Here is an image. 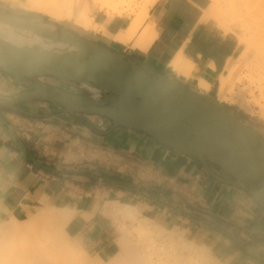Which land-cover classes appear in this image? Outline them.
<instances>
[{
    "label": "crops",
    "instance_id": "crops-1",
    "mask_svg": "<svg viewBox=\"0 0 264 264\" xmlns=\"http://www.w3.org/2000/svg\"><path fill=\"white\" fill-rule=\"evenodd\" d=\"M75 2L77 11L87 7L91 21L101 27L89 29L99 42L194 88L204 79L210 85L205 94L216 95L219 75L241 51L235 33L209 15L210 0H154L140 27L151 22L156 31L147 50L131 47L135 37L127 43L112 37L126 28L131 15L110 14L107 7H94L92 0ZM177 52L192 62L187 76L170 65ZM4 75L0 71V93L9 94L11 84ZM32 103L29 110L48 116L0 109L4 214L20 217L39 202L59 204L71 214V234L79 245L99 253L107 252L102 249L116 232L108 206L128 203L137 207L139 217L201 241L224 264H264V209L245 190L213 178L200 161L143 132L118 127L101 135L93 130L100 129L90 115L79 118L59 112L50 102ZM92 150L97 154L92 156ZM92 157L99 162L92 163ZM213 172L228 178L215 166ZM26 198L34 202L20 212Z\"/></svg>",
    "mask_w": 264,
    "mask_h": 264
},
{
    "label": "water",
    "instance_id": "water-1",
    "mask_svg": "<svg viewBox=\"0 0 264 264\" xmlns=\"http://www.w3.org/2000/svg\"><path fill=\"white\" fill-rule=\"evenodd\" d=\"M0 29L17 36L12 41L0 35V71L24 86L0 93V109L45 117L18 107L44 101L79 118H109L106 130H93L143 132L200 161L213 178L245 190L264 209V136L211 96L48 18L0 10ZM42 76L83 92L44 82ZM210 164L228 178L210 170Z\"/></svg>",
    "mask_w": 264,
    "mask_h": 264
},
{
    "label": "bare ground",
    "instance_id": "bare-ground-1",
    "mask_svg": "<svg viewBox=\"0 0 264 264\" xmlns=\"http://www.w3.org/2000/svg\"><path fill=\"white\" fill-rule=\"evenodd\" d=\"M9 1L11 6L16 5L27 10L37 11L49 16L54 20H62L63 18L64 19L73 18L74 23L85 30H89L90 28L94 30L101 29V27L98 24L91 21V18L88 16L87 7L80 8L74 14L72 9L73 0H9ZM93 1L99 2L101 8L102 7L111 8L113 11L117 13L122 12V9H119L118 6L124 3V1L112 3V0H93ZM153 1L154 0H141L139 6L134 11L132 10L130 12L131 16L128 21V24H126L127 25L126 28L114 34L112 36L113 39L123 43H127L130 40H132L133 37H135L131 47L139 50H147L156 35V31L151 22L146 23L141 29L140 27L148 15V6ZM238 6L245 7V10L251 14L252 12H254V14H257V12L258 13L264 12V0H212L211 11H213L212 13L214 19L215 18L218 19L219 18L218 15L221 16H227V14L229 16L236 15L238 11L236 12L235 8L236 7L239 8ZM125 9L126 8H124V10ZM234 11L235 14H232V12ZM244 17L246 19L251 18L248 15ZM261 17H264V15ZM261 17H259L255 22L250 21L251 23L249 25L247 24V26L255 32H259V31L262 32V30H264V22L262 21L259 22V19ZM231 18L233 19V16ZM234 18L237 19V17L235 16ZM253 34H251L250 36V40H251L250 43L254 44L257 47V51L255 53L258 52L257 55L258 56L261 55L259 57L260 60L258 59V61L262 62L263 59L261 58L264 57V36L262 37L263 34L260 33L261 34L260 38H256L257 36L254 38ZM0 35L12 41L17 40V36L12 32H10L9 30L0 29ZM257 58H255V60ZM170 65L173 67V69L176 72L182 73L183 75L187 76L190 73L192 62L184 55H182L181 52H177L172 58ZM254 66H258V65L256 64ZM260 68H263V66H260ZM256 73L259 74L260 71ZM226 75L227 74L219 75L217 95L221 100L225 99V92H226L225 86L227 84V80L229 79V78L227 79ZM231 75H230V79H231ZM250 77L252 78L253 76L250 75L249 79ZM260 78H262V76ZM257 80L259 81V78L256 79V81ZM198 85L200 88L197 87L196 88L201 92L208 91L210 86L209 83L204 79H200ZM231 90L232 88L230 89V91ZM31 201H33L32 198H26L22 200V202L20 203L19 211L21 212L26 207H28ZM111 206L113 207V209H115L117 215L121 219L124 220L125 218H131L132 220H135V223L130 224L129 226H127L126 223L121 224L122 226L120 229L122 232L116 241L118 245L116 251L113 252L102 251L99 252L95 257L89 258L87 256L83 257L81 254H79L80 252L78 251H80V248L78 247L73 248L74 251L71 248H68L70 247L69 245L71 244V228H72L71 216H66L64 214L55 215L52 211H50V208L49 209L46 208L47 213L45 209L44 210L42 209V214H44L49 219V220L46 219L47 223L45 224L44 223L37 224L36 221H32L31 219L19 223V219H17L16 214L11 215L9 218H7L5 221L2 222L0 228L2 231L0 234V264H207L208 261L207 256H209L210 253L206 247L203 248L199 247L200 249H198V247H196L194 243L189 241L188 242L184 241L181 238L180 239L177 238L176 232L172 230L169 231V234L166 237V239L169 243V246L172 247L173 250H171L170 248L172 252L168 251L170 252L168 253L165 252L168 249L166 250L164 249V252L167 253L165 254L167 257L165 259L162 258V255L158 254V251L155 249L154 240L151 241L152 238L155 237L152 236L154 232L155 235H157L156 233L158 231L159 234L160 231H162L161 230L162 228L160 229V225L152 222L149 218L146 217L138 218L137 216L139 214V211L137 207L131 204L117 202L115 204H112ZM3 215H5L4 212L0 211V216ZM132 230L137 231L141 237L147 236L149 237V239H151L150 240L151 242L147 243L145 250L141 249V245H140L141 243L139 244L140 239L136 241L135 239H133V237H131L132 235L130 234H132L133 232ZM47 231H51L52 233L50 232V234H48ZM148 232H151V234H147ZM39 234L45 236L47 241L44 242L39 240L38 239ZM173 247L176 248L178 251L176 249L175 251ZM158 250H162V248H159Z\"/></svg>",
    "mask_w": 264,
    "mask_h": 264
},
{
    "label": "rangeland",
    "instance_id": "rangeland-1",
    "mask_svg": "<svg viewBox=\"0 0 264 264\" xmlns=\"http://www.w3.org/2000/svg\"><path fill=\"white\" fill-rule=\"evenodd\" d=\"M75 1H77V3H78V2H81V0H73V10H74V12L77 11V9H76V2ZM119 1H124L123 4H121V5L118 6L119 9H122V12L120 14H126V15H130V12L132 10L134 11L139 6V4L141 2V0H112V3L113 2H119ZM210 2L211 3H210V6H209V9H208V13L210 11L209 15H211L214 18L213 13H212L213 11H211L212 0H210ZM92 4L94 5V7H97V8L100 7L99 2H94L92 0ZM126 4H128L129 6L126 5ZM238 7L240 9L237 8V7H236L237 9L235 8V11L236 12L238 11V12L236 13V15H232L233 16V19L231 18L232 16L231 15L229 16L228 14H227V16H229V17L218 15L219 18L218 19H216V18L214 19L216 21V23L218 24V26L222 27L225 31H232V32L235 33L236 37L238 38V41L241 43V51L239 52L238 57H236L234 60H232L229 63V65L231 67L228 65L227 71L225 73V74H227L226 75L227 76V79L229 78L227 80V84L225 86L226 87L225 88V91H226L225 92V99H222L221 100L218 97L217 94L216 95L215 94L213 95V94L210 93L208 95L211 96L215 101L219 102L224 107L228 108L231 112H233L238 117H240V119H242L244 122H246L250 126L255 127L258 130H260L263 133V135H264V121L261 119L262 117L264 118V70H263L264 69V63H263L264 62V57L262 56L263 58H261V59H263L262 62L261 61H258V59H259V57L261 55L259 54L260 56H258L257 55L258 52L255 53L257 51V47L254 44L250 43L251 42V40H250L251 34L255 33V34H253V37L255 38L257 36L256 38H260L261 37V34H263L262 37L264 36V30H262V32L259 31L261 33L260 34L259 32H255V31H253L251 28H249L247 26V24L249 25L251 22H255L259 17L263 16L264 15V12H262V13H260V12L258 13L257 12V14H254V12H252V14H253L252 15L251 13H248L245 10V7H243V6H238ZM124 8H126V9L124 10ZM107 9L109 10L110 14H118L117 12L113 11L111 8H107ZM0 10H3V11H12V12H15L17 14H30L31 15L33 13H38V14H41L42 15L41 18H48L50 20H54V19L50 18L49 16H47V15H45L43 13L37 12V11L27 10V9H24V8H22L20 6H16V5L11 6L9 0H0ZM235 11L232 12V14H235ZM241 12H243V13H241ZM89 13H90V11H89ZM243 15L244 16L248 15L251 18H247L246 19ZM234 16L237 17V19L234 18ZM256 16H258V17H256ZM240 17L244 18L245 20L242 19V18H240ZM54 21H56V22H58V23H60V24H62L64 26L72 29L73 31H75V32H77V33H79L81 35H84L86 37L94 38V39H96L98 41L99 40L101 41L100 37L97 34H94L93 35V32L92 31L85 30V29L77 26L76 24H74L73 18H70V19H66V18L64 19L63 18L62 20H54ZM261 21L264 22V17H261L259 19V22H261ZM247 37H248V39H247ZM254 57L257 58V59L255 60ZM244 64H245V66H244ZM256 64L259 67L258 66H254ZM260 66H263V68H260ZM228 71H229V73H228ZM259 71H260V73L262 72L261 73L262 75L260 73L259 74L256 73V72H259ZM249 73H250L251 76H253L252 78L250 77V79H249V76H250ZM4 74H6V73H4ZM230 75H231V79H230ZM260 75L262 76V78H260L261 77ZM4 76L7 79V81L9 82V84H11L10 85L11 87L8 89L9 94L14 93V92H18V91L24 89V86L15 83L10 76L9 77H7L8 75H4ZM237 76H239V77H237ZM254 77H255V80H254ZM258 78H259V81L258 80L256 81V79H258ZM40 79L42 81L48 82L50 84L59 85L60 87L65 88V89H67L69 91H72V92H75V93H82L83 92L82 89H80L78 87H75V86H72V85H69V84H65V83L59 82L57 79H55L53 77L42 76V77H40ZM231 80H233V81H231ZM229 81H231V82H229ZM218 84L216 86V90H217ZM231 88H232V90L230 91ZM214 91L215 90H213V93H215ZM239 97H241V98H239ZM32 102H30V103L29 102L22 103V104L18 105V107L19 108H22V109H25V110H28V111H31V110H29V108L31 106L30 104H33ZM33 107H35V106H33ZM32 112H34V111H32ZM90 118L93 121L96 122V125L98 126V128L100 130H106L109 127V122L108 121H105L101 116H98V115H90ZM94 154H97V153L94 150H92V156ZM98 160H99L98 157H95V158L92 157L91 162L95 164V163H98L99 162ZM106 160L108 161L109 159H106ZM102 164H105V162H103ZM108 164H109V167H110L111 170H113L114 172L117 171L116 169H114L116 166L113 163H108ZM209 168H210V170L213 171L214 170V165H211L210 164L209 165ZM118 172L120 173L121 171H118ZM112 204H115V202L114 203H111L108 206V211L111 212V216L114 218L113 219L111 217L112 220H113V223L115 225L116 232L114 233V237L109 241L108 246H106L105 248L102 249V250H107L109 252H113V251L117 250V248H118V245L116 244V241H117L120 233L122 232L121 229H120L121 226H122L121 224L122 223L125 224L124 221L126 219H129L130 220V222H127L126 223L127 226H129L130 224L135 223V220H132L131 218H125L124 220L121 219L117 215L115 209H113V207L111 206ZM54 205L56 207L55 206H52V205H50V204H48V203H46L44 201L42 203L39 202L38 205L34 208L35 210H32V212L27 213V214H25L23 216H20V217L17 216V219H19V223H22L25 220L31 219L32 221H36L37 224L38 223H44L45 224V223H47L46 219L47 220H49V219L44 214H42V209L43 210L44 209L46 210V208H48V209L50 208V211H52L55 215L64 214L66 216H71V214H69V213L61 210L59 204H55L54 203ZM46 213H47V210H46ZM9 217H10V215H8V214H5L3 216H0V228H1L2 222L5 221ZM137 217L138 218H142V217H139V214H138ZM161 228L162 227H160V229ZM161 230L162 231H160V234H159V231L156 233L157 235H155V232L152 234L153 237L155 236L154 238H152V240L149 239V237H147V236L146 237H141L138 234V232L135 231V230H132L133 232L131 231L132 234H130V235H132L131 237H133V239H135L136 241L140 239L139 240V244L141 243L140 244L141 245V249H144V250L146 248L147 243H149V242H151V241L154 240L155 249L158 251V254L162 255V258L165 259L167 257L165 255L167 253H165V252L171 251L173 249H172V247L169 246V243H168V241L166 239V237L168 236L170 230H167V229H164V228H162ZM172 231H175L176 232V237L177 238H179V239L181 238L184 241H187V242L189 241V242L194 243V245L196 247H198V249H200L201 247L202 248L203 247H206L208 249L209 253H210V255L207 256V260H208L207 261V264H224L220 260V258H218L201 241L191 239L190 235L189 234H184V231H182V230L173 229ZM1 232L2 231L0 229V234H1ZM39 232H40V230H39ZM47 232H48V234H50L51 231H47ZM161 233H162V235H161ZM147 234H151V232H148ZM139 236H140V238H139ZM160 236H161V238H160ZM38 239L41 240V241H44V242L47 241L46 237L43 236V235H40V234L38 235ZM115 244H116V246H115ZM69 246L70 247H68V248H71L72 250H73V248H77V247L80 248V251H78V252H80L79 254H81L83 257L87 256L89 258H93V257H95L98 254L97 251H91V250H88L86 248H82L79 245L76 237L74 238V236L72 234H71V244ZM159 248H162V250H158ZM170 248H171V250H170ZM119 249H120V247H119ZM164 249L165 250L168 249V250H166L164 252ZM175 249L176 248H174V250ZM168 253H170V252H168ZM205 259H206V256H205Z\"/></svg>",
    "mask_w": 264,
    "mask_h": 264
},
{
    "label": "flooded vegetation",
    "instance_id": "flooded-vegetation-1",
    "mask_svg": "<svg viewBox=\"0 0 264 264\" xmlns=\"http://www.w3.org/2000/svg\"><path fill=\"white\" fill-rule=\"evenodd\" d=\"M21 15H23V16H25V17H28V18H31V17H34V18H41V17H37V16H33V15H30V14H21ZM41 19H45V18H41ZM75 32V31H74ZM77 33V32H76ZM77 34H79V33H77ZM84 36V35H83ZM89 38V37H88ZM91 39H93V38H91ZM93 40H96V39H93ZM96 41H98V40H96ZM99 42V41H98ZM101 43V42H100ZM109 47V46H108ZM110 48H112V47H110ZM112 49H115V48H112ZM102 117V116H101ZM105 121H108L109 122V125L111 124V120L109 119V118H106V117H102ZM254 129H256L259 133H261L262 135H263V133L260 131V130H258L257 128H255V127H253Z\"/></svg>",
    "mask_w": 264,
    "mask_h": 264
},
{
    "label": "trees",
    "instance_id": "trees-1",
    "mask_svg": "<svg viewBox=\"0 0 264 264\" xmlns=\"http://www.w3.org/2000/svg\"><path fill=\"white\" fill-rule=\"evenodd\" d=\"M31 15H33V16H37V17H42V15L41 14H38V13H33V14H31ZM7 75V74H6ZM22 104V103H21Z\"/></svg>",
    "mask_w": 264,
    "mask_h": 264
},
{
    "label": "built area",
    "instance_id": "built-area-1",
    "mask_svg": "<svg viewBox=\"0 0 264 264\" xmlns=\"http://www.w3.org/2000/svg\"><path fill=\"white\" fill-rule=\"evenodd\" d=\"M217 89H218V87H217ZM216 94H217V90H216ZM261 119L264 121V118L263 117Z\"/></svg>",
    "mask_w": 264,
    "mask_h": 264
}]
</instances>
